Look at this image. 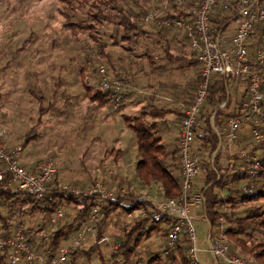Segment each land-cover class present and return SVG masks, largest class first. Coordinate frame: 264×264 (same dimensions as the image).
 I'll return each mask as SVG.
<instances>
[{"label": "trees", "instance_id": "16d2710c", "mask_svg": "<svg viewBox=\"0 0 264 264\" xmlns=\"http://www.w3.org/2000/svg\"><path fill=\"white\" fill-rule=\"evenodd\" d=\"M57 1L60 4L58 13L65 21L63 28L67 30L74 39L85 36L96 46L97 52L95 56L97 59L96 62L92 64L94 73L99 64H104L110 74L111 68H113L112 60H110L105 51L106 46L104 42H102V36L99 32L104 29V33L107 23L115 21V28L117 32L120 31L121 40L125 44V50H128L131 55L135 53L133 44L137 41L136 38L139 37L138 35L144 33V30L141 28L144 26L142 24V18L147 11L143 7L137 6L135 9L127 6V0ZM191 2L192 5H194L197 0H191ZM236 6V4H233V7L228 9H225L221 5L215 6L210 16V28L215 36L222 35L233 23L238 21L239 14L237 13ZM258 6L264 7V0H259ZM172 7L174 10L168 12L166 17L176 19L186 16L185 10L173 5ZM152 26L158 35L164 30H168L158 28L154 25ZM33 37L34 34L31 33V35L22 42L21 46L15 50L11 58L13 59L24 52L27 44ZM251 37H253V41L249 46V50L250 59L253 63L255 49H264V27L256 25L253 30V36L251 35ZM115 44L114 42L113 45ZM162 49L165 54L169 53L168 55H170L167 46H162ZM146 57L152 59L153 56H148L147 54ZM102 61H105L107 65ZM86 62L89 63L88 60ZM8 65L9 63L7 62L6 66ZM79 75L80 85L86 97L93 104V109L98 111H102L106 108L112 110V94L110 92L93 89L89 84L90 77L88 78L84 68L80 69ZM59 83L56 84V87H59ZM230 83L231 81L224 77H217L210 84L205 103L213 106L210 115L214 127L217 128V132L213 130L209 122L210 120L208 119L205 121L204 132H200V134L197 135L198 129L195 131V139L197 138L200 144L196 152L201 154V164L199 175H197L198 177L196 179L199 186L194 188L200 191L204 197L202 214L209 227L210 235L213 229L218 226V222L223 220L226 226L225 239L230 246L229 253L240 255L253 264H264V210L259 205V202H264V140L259 143L255 142L250 128L248 127L250 137L248 144L244 148L247 155L255 158L259 164V174L257 176L251 174L248 167L250 166L249 164L246 166L247 168L243 173L239 172L238 167L240 163L244 162V158L237 152L230 154L231 156L228 157L225 165L221 162L224 153L222 152V147H219V142L222 143L223 141V127L225 128L229 118L242 116L245 112L242 111L244 108L243 104L248 98L247 90L244 85V91L241 93L240 98L236 100V108L232 112H227L226 110L231 103L230 91L232 88L229 86ZM261 90L264 92V70L262 74ZM56 92L57 90L53 91L54 97H56ZM31 94L37 99L39 117L43 114H47L51 106L43 105L42 95H37L32 92ZM221 105L223 106L221 107ZM122 107L123 98L118 109L113 112L121 111ZM154 112L155 113L151 115V121L148 120L150 112H142L138 116L121 115L124 127L128 129L131 134L130 142L134 149L135 162L132 166L130 163L129 167L132 170L131 174L134 172L140 184L143 186H157L162 201L176 200L180 196V175L176 148L174 152H168L164 146L160 145V138L156 136L157 122H155V117L164 115V112L162 110H155ZM39 117L37 119L38 123H40ZM182 117L183 112L180 119ZM34 127L26 133V139L32 138L30 134ZM261 130H263L264 133V127H262ZM205 148L208 149L206 154H204ZM105 152L113 155V162H115L119 156V152L115 150L106 149ZM229 160L234 162L230 163ZM110 170L113 175L114 171L111 168ZM56 178L57 174H55V178L53 179L54 185H56ZM240 183L244 184L240 189H233L235 185ZM224 190L228 191L227 195L222 194ZM234 193H238L239 195V204H236L234 201ZM54 196L58 197L56 207L59 205L63 206V204H71L76 208V212L72 221L69 224L64 223L60 225L59 228L50 234L47 241L29 238L28 243L43 254L46 264H50L51 258L56 255L59 248L64 246L68 239L76 234V231L85 222L91 209V198L89 197L73 195L67 197L60 194H54ZM14 202L20 203L21 206L28 204L30 206V215H34V213L41 214V221L37 229L42 228L43 223L47 219L49 220L47 223L53 228L50 223V218L54 215V211L53 208L48 207L44 201H38L33 195L21 192L16 186H12L6 190L0 187V208L5 209L14 204ZM128 203L129 206H126ZM153 207L154 205L151 201L138 199L134 197L132 192H127L123 197L107 200L101 210L100 221L96 226V243L94 244L92 239H89V241L87 240L90 242L88 248L83 247V245L77 250H72L69 252L67 259L61 264H76L82 257L83 259L90 258L91 253L95 251L99 253L102 249L100 243L105 240V230L108 225V220L111 219L112 214L119 209L127 213L130 220L122 227V231L116 235L118 246L114 253L110 256L108 255V261H111L113 264H132L137 254H139L137 250L142 239L146 235L148 236L149 233H160V231L157 232L158 224L164 223L161 236L164 237L166 235L167 228H165V225L167 224L168 226L171 219L161 218L159 220H153L150 218H136L131 215L136 209L150 211ZM242 208H246V210L241 217H236L232 214L228 215L227 213L228 211L233 213L232 211ZM19 213L23 214L24 212L21 211ZM51 214L53 215L51 216ZM12 221L10 217H3L2 213H0L1 235L8 236L13 233L16 228H19V225L16 224L12 231L9 230ZM147 224H154V226L147 228L145 226ZM23 230L27 232L36 229L26 228ZM143 231H145V234ZM189 248V238L185 231H183L175 245L173 253H166L167 247L165 241H163L159 250H150L148 252V257L143 264H192L188 258ZM8 253V250L0 249V264H10L7 258ZM99 254L102 255V253ZM118 256L120 257L119 262H114L115 257L117 258ZM19 264H23L22 260ZM214 264L220 263L216 261Z\"/></svg>", "mask_w": 264, "mask_h": 264}, {"label": "rangeland", "instance_id": "374dc122", "mask_svg": "<svg viewBox=\"0 0 264 264\" xmlns=\"http://www.w3.org/2000/svg\"><path fill=\"white\" fill-rule=\"evenodd\" d=\"M127 1V6L135 9L137 6H141L146 11L157 10L162 14L174 10L172 0ZM59 7L60 4L57 0H0V111L5 118V123H3L9 130V136L14 134L17 143L22 142L24 159L29 158L28 155L33 153L36 154V157H46L42 164L50 160L56 161L58 181L56 185L66 184L83 192L92 186L95 168L104 164L114 171L112 176L105 177V189L108 191L118 188L126 189L128 175L132 172L129 164L134 155V149L130 139L127 138L128 131L126 130L124 133L122 122L118 119L121 117L120 113L122 111L113 112L111 110V112L107 108L102 111L93 109V104L86 97L80 85L79 72L81 68H84L88 78H94L95 73L92 64L97 59L95 56L96 46L85 36L74 39L63 28L65 21L58 13ZM115 25V21L107 23L104 33V29L99 31L102 36L101 40L106 46L105 51L113 63L117 62L118 59L123 63L129 61L141 62L145 53L155 54L158 51L155 48L158 45L156 39L151 35L147 36L141 33L136 38L135 44H133L135 53L131 56L130 52L125 50L120 31L117 32ZM146 27L155 30L152 24L144 25L141 28L144 30ZM31 33L34 34V37L30 39L26 50L12 59L15 50L21 46L22 42ZM252 41L253 37L250 36L249 46ZM114 42L115 45H113ZM87 60L89 63L86 62ZM7 62L9 63L8 66H6ZM102 62L107 65L105 61ZM135 67H137L135 70L138 73L133 74V83L136 85L137 79L140 81L141 86L138 89L142 90L143 94L148 95V93L152 94L157 91V93L167 94V97L170 98L179 94L180 90L178 91V89L184 91L183 80L192 79V72L196 68L194 65L188 71V75L181 71L172 73L171 76H174V79L170 78L167 82L160 81V84H158L159 81L148 83V80L153 81L154 76L150 78L149 73H144L148 71L146 66L144 71H142L141 65ZM197 68L199 69L198 65ZM193 78H195L194 72ZM58 83L59 87H56ZM163 84H167L170 90H165ZM242 87L244 88V86ZM54 90H57L56 97L53 96ZM31 92L42 95L44 106H51L47 114L39 117L37 99ZM161 103L164 107L170 109L173 108L174 104L172 101L166 100H162ZM124 113H127V111H124ZM38 117L40 123H38ZM111 117L117 118V120L112 121ZM246 126L247 124L241 128ZM33 127L34 129L30 134L32 138L26 139V133ZM262 127H264V122H262L259 129L261 130ZM261 132L263 133V130ZM84 137H87L91 142L87 152H84L82 145L80 146V142L84 140ZM103 148L105 151L106 149L120 150L115 162H113V155L98 152L97 149L103 150ZM84 165L89 166V173L93 168V176L90 179L79 180L80 167ZM116 178L119 180L120 185L109 187L106 179H110L114 183ZM243 185V183H240L234 186L233 189H240ZM196 186H199L197 181L194 182V187ZM222 194L227 195L228 191L224 190ZM19 204L14 202L5 209L0 208V213L5 216L8 215L7 217L14 220L21 229H37L39 221H41V214L34 213L36 215L34 217L25 215L21 223L18 221L19 217H17L19 211L16 210ZM236 204H239V201ZM259 205L264 210V202H259ZM126 206H129V203ZM57 207L63 210L64 218L54 228H51L47 223L48 219L44 220L45 222L40 228L45 229L49 234L64 223L69 224L75 216L76 208L74 205L63 204V206L59 205ZM29 209L30 206L24 204L23 210L30 212ZM245 210L246 208H242L232 211L233 213L229 211L227 213L228 215L241 217L244 215ZM140 211L136 209L131 215L137 218ZM128 220H130L129 215L124 213L122 209L112 214L105 230V240L100 243L102 249L99 253H102V255L98 252L91 253L90 258L83 259L82 257L76 264H113L108 261V255L110 256L116 251L115 246H118L116 235L122 231V227L129 222ZM192 224L196 231L199 261L201 264H206L204 257L207 256L208 252L205 253L204 250L207 249L210 230L203 217L202 208L192 214ZM151 225L147 224L145 226ZM168 226L166 224L165 228ZM163 227L164 223L158 224L157 232L160 231V233L152 232L142 239L137 250L139 254H137L132 264H143L150 250H159V247L165 241V236H161ZM143 233L145 234V231ZM73 236L68 239L65 245L71 243ZM88 241H85L83 245L89 244ZM227 245L229 250V243ZM119 260V256L115 257L114 262H119ZM211 261H213L212 258Z\"/></svg>", "mask_w": 264, "mask_h": 264}, {"label": "built area", "instance_id": "2783aa9c", "mask_svg": "<svg viewBox=\"0 0 264 264\" xmlns=\"http://www.w3.org/2000/svg\"><path fill=\"white\" fill-rule=\"evenodd\" d=\"M173 6L185 10L188 19L166 17L157 10H150L142 18L144 25L152 24L161 29L183 30L188 39L199 65V80L195 85L190 103L183 110V117L179 121V133L176 141V156L180 171V196L176 200L153 202L154 207L150 211L141 210L138 218L171 219L166 229L165 243L166 253H173L175 245L183 231L190 241L188 258L192 264H201L198 258L196 231L192 224V212L203 208L204 197L194 188L197 177L201 154L196 152L195 131L200 127L199 116L202 113L204 103L208 96L211 82L217 77H224L231 82L242 81L246 87L248 98L243 104L245 111L240 117L229 118L223 131V146L228 154L237 152L244 158L238 169L240 173L246 170L252 175L259 174V164L252 156L247 155L245 148L238 147V133L245 124L250 128L255 142H262L264 134L260 125L264 122V92L261 90L262 74L264 70V49L257 48L254 51L253 63L250 59L249 38L254 27H264V7L258 6L259 0H197L194 5L184 7L191 0H172ZM236 4L239 19L235 33L230 37L215 36L210 28V16L217 5L225 9ZM90 86L95 90L110 92L112 94V111H116L122 102L123 82L113 77L104 64H99L95 70L94 78H90ZM0 112V187L4 190L16 186L23 193L33 195L36 200L44 201L48 207L53 208L54 215L50 218L51 226L64 218V212L56 207L58 198L54 194L65 196H86L91 198V209L85 222L78 228L72 241L68 245L61 246L50 264L63 263L72 250L83 246L88 239L96 243L95 236L97 224L101 217V210L109 199L123 197L127 190L118 188L108 191L104 187V180L112 176L110 168L101 164L95 168V176L92 186L85 191L69 185H54L53 179L57 172L56 161L44 162L38 171L28 170L20 164L22 154V142L17 143L11 150L5 146L9 137V130L3 123ZM210 125H213L212 118ZM246 191V190H245ZM226 226L223 220L209 235L210 249L207 252L220 264H253L251 261L237 254H230L225 241ZM50 234L45 229L29 230L24 232L16 228L8 236L0 234V249L8 250V262L10 264H46L43 254L33 248L29 238L47 241ZM117 246H115V249Z\"/></svg>", "mask_w": 264, "mask_h": 264}, {"label": "crops", "instance_id": "0c3cea01", "mask_svg": "<svg viewBox=\"0 0 264 264\" xmlns=\"http://www.w3.org/2000/svg\"><path fill=\"white\" fill-rule=\"evenodd\" d=\"M192 5V2H186L184 4V7H189ZM184 19H188V16H185ZM237 22L233 23L222 35L224 37H230L235 33L236 27H237ZM151 35L156 39L157 41V46L155 48L158 49V51L155 54L151 53H145L141 62H122L120 59L117 60V62L112 61V67L111 68V75L113 77H116L120 79L124 86L122 89V95H123V107H122V112L120 115H127V116H138L142 112H150V116L148 117L149 121H151V115H153L155 110H162L164 115L160 117H155V122H157V128H156V136L160 138V145L164 146L168 152H174L176 148V141L179 133V121L181 114L183 110L187 107L189 102L191 101L193 91L195 88V85L198 81L199 78V69L197 68V62L194 53L192 52L189 42L185 36V33L183 30H178V29H168L164 30L160 35L156 33V30L149 29L148 27L144 28V33L143 35ZM162 46H167L168 51L170 52V55L165 54ZM154 50V49H153ZM148 56H153L152 59L146 57ZM132 56V55H131ZM158 59V60H157ZM141 65L142 66V71L145 70V66L148 71H145L144 73L148 74L149 77L151 78L154 76L153 81L148 80V83H157L160 84V81H168L170 78L174 79V76H171L172 73H179L180 71L183 72L185 75H188V71L193 68L195 65L194 69V74L195 78H193V72H192V79L190 78L189 80L185 79L183 80V85H184V91L182 92L181 89H178V95L173 96L172 98L167 97V94L164 95L162 93H157L155 91L154 93L150 94H143L142 90H139L138 87L141 86L140 81L137 79L136 85L133 83V74H136V68L135 66ZM159 71H157V69ZM154 74V75H153ZM243 82L237 81V82H231L229 86H231L232 90L230 91V98H231V103L229 108L226 110L227 112H232L236 106V100L240 98L241 93L244 91V84ZM165 90H170V87L167 84H163ZM167 88V89H166ZM243 88V89H242ZM165 91V93H167ZM162 100L166 101H172L173 108L169 107H164L163 104L161 103ZM223 105H221L222 107ZM213 110V106H211L208 103L204 104L202 114L200 115V127L197 130V135L200 134V132L205 131V121L206 119L210 120L211 115L210 113ZM111 111V110H110ZM124 111H127V113H124ZM1 112V111H0ZM112 112V111H111ZM2 114V113H1ZM112 115V114H111ZM113 116V115H112ZM2 120L5 123V118L4 115H2ZM112 121H116L117 118L111 117ZM122 122V128L125 133V131H128V137L131 139V134L128 129L124 127L122 118H118ZM210 122V121H209ZM122 130V129H121ZM224 130V127H223ZM249 128L248 126L243 127L239 130L238 133V140L236 142V145L238 147L244 148L249 142ZM17 144V141L14 137V134H11L8 139L5 142V146L8 150H11L13 146ZM26 145V144H25ZM83 146L84 152H87L88 148L91 145V142L87 139V137H84V140L80 142V146ZM195 147L198 148L200 147L199 141L197 138L195 139ZM220 147H222V152L224 153V157L222 159V163L225 165L227 163L228 157L231 155L226 152L223 146V142L221 143ZM117 149V147H115ZM98 152H105V149H97ZM207 150L205 148L204 154L207 153ZM120 153V150H116ZM226 154V155H225ZM29 158L23 157V151L21 154L20 158V164L25 167L28 170L32 171H38L39 167L42 165V162L45 160L46 157H36V154L34 155L31 153L28 155ZM135 162L134 155L133 158L131 159V166ZM177 162V161H176ZM229 162H234L232 160H229ZM180 175V171H179ZM93 176V168L91 169V172L89 173V166H83L80 167V173H79V180H84V178L90 179V177ZM131 178V179H130ZM57 179V178H56ZM106 183L108 186L112 185H120L119 180L116 178L114 180V183L110 179H106ZM56 184H58V181H56ZM126 190L127 192H132L134 197H137L138 199H145L147 201L153 202H160L162 201L160 196H159V190L157 186L155 185H149V186H143L140 184L136 177L134 172L132 174L128 175V179L126 181ZM237 186V185H235ZM234 201L237 203L238 201V196L237 193H234ZM237 200V201H236ZM24 206V205H23ZM23 206L19 204L18 208L16 209L17 211H22L24 212L23 214L19 213V222L22 223L23 221V216L28 215V217H34L35 214L30 215V212H26L23 210ZM16 208V207H15ZM14 208V209H15ZM196 212V211H195ZM195 212H192L195 213ZM3 217H7L8 215L2 214ZM11 214L9 213V216ZM17 215V214H16ZM40 222V221H39ZM14 225H16L15 221H12V225L9 228V230H13ZM154 226H148L147 228H150ZM209 237V236H208ZM86 246L85 248H88L90 244L84 245ZM208 249V245H207ZM207 249L204 250V252H207ZM98 252V251H95ZM210 255V254H209ZM207 253V256H205L206 264H214L216 260L213 259V257L210 255L209 256ZM213 261H211V258Z\"/></svg>", "mask_w": 264, "mask_h": 264}, {"label": "water", "instance_id": "95a60500", "mask_svg": "<svg viewBox=\"0 0 264 264\" xmlns=\"http://www.w3.org/2000/svg\"><path fill=\"white\" fill-rule=\"evenodd\" d=\"M220 145H221V142H219V147H220ZM209 237H208V242H207V245H208V249H210V244H209Z\"/></svg>", "mask_w": 264, "mask_h": 264}]
</instances>
